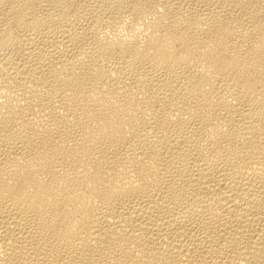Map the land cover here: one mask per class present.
Wrapping results in <instances>:
<instances>
[{"label":"bare ground","instance_id":"obj_1","mask_svg":"<svg viewBox=\"0 0 264 264\" xmlns=\"http://www.w3.org/2000/svg\"><path fill=\"white\" fill-rule=\"evenodd\" d=\"M0 264H264V0H0Z\"/></svg>","mask_w":264,"mask_h":264}]
</instances>
